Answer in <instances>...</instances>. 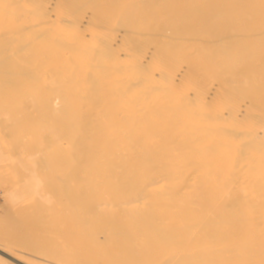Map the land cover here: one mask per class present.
Wrapping results in <instances>:
<instances>
[{"label":"bare ground","instance_id":"bare-ground-1","mask_svg":"<svg viewBox=\"0 0 264 264\" xmlns=\"http://www.w3.org/2000/svg\"><path fill=\"white\" fill-rule=\"evenodd\" d=\"M9 117L73 249L0 222V264H264V0H0Z\"/></svg>","mask_w":264,"mask_h":264},{"label":"rangeland","instance_id":"rangeland-1","mask_svg":"<svg viewBox=\"0 0 264 264\" xmlns=\"http://www.w3.org/2000/svg\"><path fill=\"white\" fill-rule=\"evenodd\" d=\"M13 120L14 119L9 117L6 119L7 122L5 123L3 122L4 124L0 123V148H1L0 153L2 152L0 156H2L4 152L3 155L5 156H2V158L3 157L6 158V161L3 160L1 162L2 164L0 163V222H3V224L5 225L3 226L1 224L2 225L1 228L4 227L3 229H5V227H7L6 231L8 230L9 233L13 232L11 234L19 233V236L27 235L31 237L33 240L38 241L37 245L33 247H34V250H36L39 255L36 253L35 254L41 258H43L42 254L47 255L45 256L46 257L45 259H47L48 257L51 258L52 256L55 258H57L58 256H62V257L69 256V254H72L73 242L71 241L70 237H68L69 241L67 240L65 241L62 237L65 226H67V230H68V225L66 222L69 216V215L67 216V214H69L68 211L70 212V210L66 209L67 202L65 198L61 196L62 202L60 203L61 205L58 206V208H56V205H55V208H48L50 206H46L43 204L40 205L39 204L40 200H38V196L33 194L36 198L35 200L34 196L33 198L31 197L32 192L31 191L28 192L29 189H27V192L23 191L24 184L25 185L27 184L26 180H28V182L30 181L29 178L27 179L28 176L20 172L15 162L9 160L11 158L17 157V151L19 150L18 148L19 144L17 145V143L18 141L19 142L21 141L20 140L21 135L22 137L27 136L25 138H28V140L29 138L30 140L33 138L32 137L33 134L31 133L32 132L34 133L35 131L34 127H37V123H35L34 126L32 127L31 123H27V122L23 123L24 121L14 122L16 120L14 121ZM40 128L41 127H39L38 130H40ZM38 130L36 131L38 132ZM29 134H30V137H28ZM45 175L46 174H44V176ZM48 176H51V175L48 174ZM60 176L62 177V174ZM22 177H24L25 180ZM21 178L24 180L25 182V183L23 182L24 184L22 183ZM54 181L55 180L53 178V182ZM54 184L56 185L57 181L54 182ZM20 189H22V191ZM14 191L15 192L17 191V193L18 194L20 193V195L24 194V199L17 206H14V204L11 201V195ZM54 195L55 193L53 194V197ZM50 197L53 199V200L51 199L53 202V204L52 203L50 204L51 207L54 204H58V202L57 203L55 202L56 200L54 201L56 197L53 198L51 195ZM61 197L59 198L60 200H61ZM30 200H33V202H31ZM23 202L24 204L21 205ZM64 217L65 219L63 220L62 218ZM64 222L66 223V225L64 224ZM6 231L5 233L7 234ZM66 231L64 233L65 236L68 235ZM16 249L20 250L21 247H18ZM23 251H26V250H23ZM28 253H32V252H28ZM3 257L5 258V255H3ZM50 258H48V260H50ZM64 258L59 259L62 262L56 259L57 263L60 262L59 264H65L63 262ZM6 259L7 260L10 259L9 261L14 264L16 263L10 257L8 258V256H6ZM16 264H19V263H16Z\"/></svg>","mask_w":264,"mask_h":264}]
</instances>
